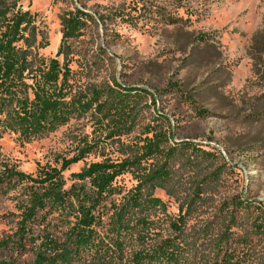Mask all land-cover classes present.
<instances>
[{
  "label": "trees",
  "instance_id": "16d2710c",
  "mask_svg": "<svg viewBox=\"0 0 264 264\" xmlns=\"http://www.w3.org/2000/svg\"><path fill=\"white\" fill-rule=\"evenodd\" d=\"M21 1L0 0V138L13 132L28 141L87 113L95 119L93 130L101 131L83 138L72 156H57L59 166L46 163L34 173L0 158V186L13 194V231L0 239V264H20L28 251L33 258L22 264H264V247L258 248L253 240L264 237V204L260 202L244 226L237 218L241 211L251 212V203L238 197L223 200L220 209L228 215L219 210L208 248L198 256L195 237L185 238L187 221L208 211L210 196L219 192L226 164L217 162L215 152L188 140L171 141L170 126L160 122L141 124L134 140L123 143L120 136L138 127L149 107L143 102L146 94L152 103L154 96L115 80L100 87L75 85L71 66L80 64L79 41L90 26L102 24V15L96 18L75 5L64 9L59 16L57 50L45 58L38 52L46 43L36 16L22 9ZM152 1L131 2L128 10H113L106 17L132 25L181 21L165 6L154 8ZM154 115L163 117L158 111ZM107 138L119 143L123 156L87 163L69 174L67 185L63 171L99 152V142ZM178 156L191 163L205 161L211 170L178 196L177 214L164 232L158 218L153 219L152 210L163 205L153 197V190L173 194L172 165ZM124 173H130L135 184L122 193L116 178ZM210 224L205 221V232Z\"/></svg>",
  "mask_w": 264,
  "mask_h": 264
},
{
  "label": "rangeland",
  "instance_id": "374dc122",
  "mask_svg": "<svg viewBox=\"0 0 264 264\" xmlns=\"http://www.w3.org/2000/svg\"><path fill=\"white\" fill-rule=\"evenodd\" d=\"M134 1L138 0H24L19 4L36 16L46 43L38 52L45 58L57 50L59 16L64 9L75 5L96 18L102 15V24L90 26L79 41L80 64L71 66L75 85L100 87L115 80L121 86L146 90L155 99L152 103L146 94L143 102L149 107L144 109V117L133 131L122 134L120 141L134 140L141 124L160 122L170 126L171 141L188 140L215 152L217 162H225L219 192L210 196L208 211L191 217L184 227L185 238L196 239L198 256L201 249L208 248L207 239L218 226L219 210L228 215L220 209L223 200L238 197L251 203V212L241 211L237 218L244 226L255 216L259 202L264 204V0L152 1L154 8L165 6L181 18L173 25L153 20L132 25L106 17L113 10H128ZM154 111L163 117L158 119ZM95 126V119L87 113L28 141L5 132L0 138V158L26 173H34L46 163L59 166L57 156L76 153L83 138L101 131H94ZM98 146L99 152L63 171L67 185L69 174L87 163L123 156L117 141L107 138ZM208 166L205 161L191 163L178 156L172 165L173 194L161 188L153 190V197L163 204L152 210L156 214L153 219L158 218L164 232L177 214L176 199L211 170ZM116 184L123 193L135 180L124 173L116 178ZM11 195L0 186V239L13 231ZM205 221H211L207 232L203 229ZM253 240L258 248L264 247V237ZM2 254L0 251V257ZM32 258L28 251L19 262L30 263Z\"/></svg>",
  "mask_w": 264,
  "mask_h": 264
}]
</instances>
